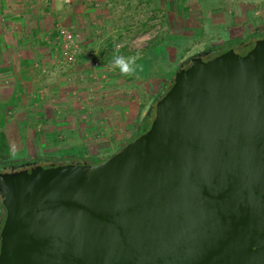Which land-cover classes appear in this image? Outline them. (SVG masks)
Returning <instances> with one entry per match:
<instances>
[{"label": "water", "instance_id": "95a60500", "mask_svg": "<svg viewBox=\"0 0 264 264\" xmlns=\"http://www.w3.org/2000/svg\"><path fill=\"white\" fill-rule=\"evenodd\" d=\"M208 53L104 160L0 172V264H264V36Z\"/></svg>", "mask_w": 264, "mask_h": 264}, {"label": "rangeland", "instance_id": "374dc122", "mask_svg": "<svg viewBox=\"0 0 264 264\" xmlns=\"http://www.w3.org/2000/svg\"><path fill=\"white\" fill-rule=\"evenodd\" d=\"M79 1L49 0L50 76H37V83L24 86L30 94L24 97L25 112L9 107L4 113L18 123L8 133L13 144L7 145L3 134L0 164L79 155L107 158L149 126L153 105L179 64L206 49L192 47L197 30L184 31L177 10L181 1ZM58 28L77 34L79 48L71 61L55 39ZM116 55L137 57L134 75L124 76L112 67Z\"/></svg>", "mask_w": 264, "mask_h": 264}, {"label": "crops", "instance_id": "0c3cea01", "mask_svg": "<svg viewBox=\"0 0 264 264\" xmlns=\"http://www.w3.org/2000/svg\"><path fill=\"white\" fill-rule=\"evenodd\" d=\"M36 1L0 0V130L7 145L13 144L14 138L8 133L17 129L18 122L17 118L7 120L4 113L9 107L18 113L25 112L28 107L24 97L30 94L23 90L24 86L37 83V76H50L52 67L48 42L51 27L45 21L52 19L53 12L49 0L43 4ZM178 1L183 3L177 10L184 18V31L195 28L199 36L193 33L192 47H222L232 42H248L264 34V0ZM87 11L83 10V19L88 18ZM39 67H42L40 71ZM37 107L30 105L32 109Z\"/></svg>", "mask_w": 264, "mask_h": 264}, {"label": "trees", "instance_id": "16d2710c", "mask_svg": "<svg viewBox=\"0 0 264 264\" xmlns=\"http://www.w3.org/2000/svg\"><path fill=\"white\" fill-rule=\"evenodd\" d=\"M264 36L261 35L260 37ZM243 42H246V41H238V42H232V43H228L227 45H224L222 47H216V48H206L205 50H208L209 51V54L211 56H214V55H217L221 52H223L224 50H226L228 47L232 46V45H235V44H239V43H243ZM113 53V52H111ZM187 60V59H186ZM184 60V62L186 61ZM184 62L180 63L179 64V67L181 66V64H183ZM178 67V68H179ZM170 85V84H169ZM168 85V87H169ZM166 87V90L167 88ZM165 90V91H166ZM164 91V92H165ZM163 94V93H162ZM161 94V95H162ZM160 95V96H161ZM147 128V126H144V127H141L139 130H138V133H141L143 132L145 129ZM136 135V136H137ZM2 138H3V133L0 132V143L2 144ZM104 159H96L94 157H91V156H79V157H65V158H44V159H34V160H30V161H26L28 164H36V165H40L42 167H47V166H50V165H57V164H68V163H74V164H81V163H86V164H95V163H98L100 161H102ZM24 161H17V163L15 161L13 162H9L7 164V166H5L4 164H0V172H3L5 170H8L9 168L13 167V166H17L19 163H23ZM4 218V209H3V206L1 205L0 203V223L2 222Z\"/></svg>", "mask_w": 264, "mask_h": 264}, {"label": "built area", "instance_id": "2783aa9c", "mask_svg": "<svg viewBox=\"0 0 264 264\" xmlns=\"http://www.w3.org/2000/svg\"><path fill=\"white\" fill-rule=\"evenodd\" d=\"M55 39L57 40V43L60 44V48L63 51L66 59L71 61L73 59V54L79 48L77 34L74 31L68 30L66 28H58Z\"/></svg>", "mask_w": 264, "mask_h": 264}, {"label": "clouds", "instance_id": "9594fccd", "mask_svg": "<svg viewBox=\"0 0 264 264\" xmlns=\"http://www.w3.org/2000/svg\"><path fill=\"white\" fill-rule=\"evenodd\" d=\"M112 67L118 69L124 76H132L137 70V57L136 56H123L116 55L112 59Z\"/></svg>", "mask_w": 264, "mask_h": 264}, {"label": "flooded vegetation", "instance_id": "af4514ba", "mask_svg": "<svg viewBox=\"0 0 264 264\" xmlns=\"http://www.w3.org/2000/svg\"><path fill=\"white\" fill-rule=\"evenodd\" d=\"M210 56H211V55L208 53L207 55L202 56L201 59L204 60V59H206L207 57H210ZM189 64H190V60H188V61L184 62L183 64H181L180 67H181V68H184V67H186V66L189 65ZM33 164H34V163H33ZM33 164H29L27 167H23V168H21V167H19V166L12 167V168H9L8 170H5V171H3V172H6V171L9 172V171H13V170L20 172V171H23V170H25L26 168L32 166ZM35 165H36V164H35Z\"/></svg>", "mask_w": 264, "mask_h": 264}]
</instances>
